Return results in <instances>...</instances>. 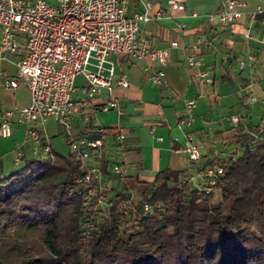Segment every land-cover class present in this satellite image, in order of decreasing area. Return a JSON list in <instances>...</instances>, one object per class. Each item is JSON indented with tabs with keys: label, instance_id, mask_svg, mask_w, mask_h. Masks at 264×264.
<instances>
[{
	"label": "trees",
	"instance_id": "1",
	"mask_svg": "<svg viewBox=\"0 0 264 264\" xmlns=\"http://www.w3.org/2000/svg\"><path fill=\"white\" fill-rule=\"evenodd\" d=\"M236 138L220 174L193 182L167 167L111 198L102 154L85 181L74 152L42 151L0 175V264H264V128Z\"/></svg>",
	"mask_w": 264,
	"mask_h": 264
},
{
	"label": "crops",
	"instance_id": "2",
	"mask_svg": "<svg viewBox=\"0 0 264 264\" xmlns=\"http://www.w3.org/2000/svg\"><path fill=\"white\" fill-rule=\"evenodd\" d=\"M176 1L184 8L170 9L168 0H129L126 9L128 17L145 9L152 17L164 11L162 17L142 24L138 36L167 50L162 67L167 84L157 87L150 83V72L158 65L148 59L112 54L109 59L115 69L113 82L124 73L129 86L104 90L92 101L99 105L116 99L121 111L118 114L116 110H98L93 114L92 123L104 127L106 133L101 152L108 171L100 182L108 198L119 190L137 189V178L150 181L167 167L184 171L186 177L198 182L209 169L241 153L244 144L236 138L240 128H264V17L250 21L247 16L257 7L264 8V0H240L244 16L230 24L210 18L221 6L218 0ZM172 41L176 47H170ZM192 44L196 47L192 48ZM191 54L202 61L189 66L187 57ZM249 56L254 60H249ZM15 74L13 58L0 59V112L30 102L25 86H4L5 77ZM77 80L78 85L83 83L82 78L81 83ZM191 98L196 101L194 120L189 127L180 126L184 102ZM232 115L239 116L238 126L230 122ZM11 128L9 137H0L1 176L19 171L25 161L38 158L44 143L64 156L70 152L63 140L64 129L54 120L40 126L44 136L41 143L26 136L24 125L14 122ZM119 131L125 136L122 145L116 138ZM72 133L75 137L87 135L88 127L80 117L72 121ZM190 144L199 147L197 162L188 159L186 148ZM85 164L95 166L97 160L91 157ZM114 165L121 171L114 172Z\"/></svg>",
	"mask_w": 264,
	"mask_h": 264
},
{
	"label": "built area",
	"instance_id": "3",
	"mask_svg": "<svg viewBox=\"0 0 264 264\" xmlns=\"http://www.w3.org/2000/svg\"><path fill=\"white\" fill-rule=\"evenodd\" d=\"M128 1L55 0L52 4L45 0H0V59L10 61L13 58L16 68L14 77H5L4 86L16 88L23 85L30 92L29 104L0 112V137H9L11 124L15 122L26 127V136L30 140L41 143L44 136L40 126L51 119L62 126L64 143L83 162L91 156H101L102 138L106 133L104 127L92 123L93 114L98 110H116L118 114L121 111L116 99L99 105L92 101L104 90L129 86L124 73H120L113 82L115 69L110 55L125 54L136 59H148L158 65L150 72V83L157 87L167 84L162 69L166 64L167 50L158 49L138 36L142 24L162 17L164 11L152 17L145 9L128 17ZM218 1L221 6L210 18L215 17L221 24H230L244 16L240 0ZM168 6L170 9L184 8L176 0H168ZM260 15L264 17L263 7L247 14L250 21ZM176 46L175 41L170 43V47ZM249 60H254V57L249 56ZM201 61L202 58L194 54L187 57L189 66ZM79 77L83 80L80 85L76 83ZM210 80L206 78V81ZM195 106L194 98L184 102L180 126H191ZM78 117L88 127L86 136L75 137L72 133V121ZM229 120L235 126L239 116L232 115ZM116 138L123 141L124 133L119 131ZM42 150L46 153L50 149L44 143ZM186 152L191 162L199 160L197 145H188ZM113 171L118 173L121 170L114 165ZM220 173V166L207 171L210 177ZM92 177H100L97 167L88 168L84 180L89 181ZM213 182V179L209 180L210 184ZM95 193V190H89L84 198Z\"/></svg>",
	"mask_w": 264,
	"mask_h": 264
},
{
	"label": "rangeland",
	"instance_id": "4",
	"mask_svg": "<svg viewBox=\"0 0 264 264\" xmlns=\"http://www.w3.org/2000/svg\"><path fill=\"white\" fill-rule=\"evenodd\" d=\"M77 82H78V83H81V78H79V79L77 80ZM205 181H206V178L204 177V185L206 184ZM202 186H203V185H201L200 187H202ZM101 206L105 207L103 204H101Z\"/></svg>",
	"mask_w": 264,
	"mask_h": 264
}]
</instances>
